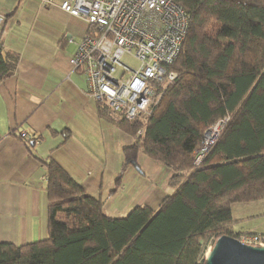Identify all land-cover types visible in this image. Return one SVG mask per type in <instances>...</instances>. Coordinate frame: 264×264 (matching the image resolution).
Wrapping results in <instances>:
<instances>
[{
	"label": "trees",
	"instance_id": "obj_1",
	"mask_svg": "<svg viewBox=\"0 0 264 264\" xmlns=\"http://www.w3.org/2000/svg\"><path fill=\"white\" fill-rule=\"evenodd\" d=\"M173 1L185 11L188 29L169 67L176 77L157 106L134 122L99 107L134 139L122 150L125 160L141 151L162 164L172 173V192L155 207L109 217L100 199L51 160L47 235L18 246L0 243V264H204L208 242L239 239L232 205L264 199V0ZM17 60L0 42V82L14 74ZM225 117L215 144L194 166L191 153L204 131Z\"/></svg>",
	"mask_w": 264,
	"mask_h": 264
},
{
	"label": "crops",
	"instance_id": "obj_2",
	"mask_svg": "<svg viewBox=\"0 0 264 264\" xmlns=\"http://www.w3.org/2000/svg\"><path fill=\"white\" fill-rule=\"evenodd\" d=\"M53 2L44 7L41 0H0L3 53L18 58L14 74L0 82V243L15 246L47 235L51 160L100 199L109 217L135 206L155 207L172 192L171 174L162 164L141 151L135 161L125 160L122 150L134 139L102 117L82 73L69 64L88 25L59 9L62 0ZM119 174L122 181L111 194ZM145 179L150 187L142 184ZM130 180L135 185L128 189Z\"/></svg>",
	"mask_w": 264,
	"mask_h": 264
},
{
	"label": "built area",
	"instance_id": "obj_3",
	"mask_svg": "<svg viewBox=\"0 0 264 264\" xmlns=\"http://www.w3.org/2000/svg\"><path fill=\"white\" fill-rule=\"evenodd\" d=\"M53 5V0H41V6ZM57 7L88 25L69 59L84 77L86 94L125 121L149 115L176 77L169 67L188 29L183 8L173 0H62ZM125 54L137 60V68L122 62ZM227 121L225 117L206 128L202 143L191 153L194 166L201 164ZM238 240L264 247V233H247Z\"/></svg>",
	"mask_w": 264,
	"mask_h": 264
},
{
	"label": "rangeland",
	"instance_id": "obj_4",
	"mask_svg": "<svg viewBox=\"0 0 264 264\" xmlns=\"http://www.w3.org/2000/svg\"><path fill=\"white\" fill-rule=\"evenodd\" d=\"M122 62L131 68H137L139 65L137 60L131 54L123 55ZM138 172L139 171L135 172L137 176L139 175ZM169 173L171 172L169 171ZM119 176L121 175L119 174ZM120 180L122 181V177ZM142 184L150 187L152 182L148 179H145L142 181ZM125 185L126 188L129 189L135 185V180H130ZM113 214L117 215L115 212ZM126 215L127 214H124L121 217H125ZM232 219L234 221L233 228L236 230L235 232L237 234H240L241 238L246 237L247 233H264V199L251 203L233 204ZM38 240L41 239L38 238ZM208 245L207 252L212 247L211 242H208ZM207 252L205 253V256L207 255Z\"/></svg>",
	"mask_w": 264,
	"mask_h": 264
},
{
	"label": "water",
	"instance_id": "obj_5",
	"mask_svg": "<svg viewBox=\"0 0 264 264\" xmlns=\"http://www.w3.org/2000/svg\"><path fill=\"white\" fill-rule=\"evenodd\" d=\"M204 264H264V247L220 236L205 256Z\"/></svg>",
	"mask_w": 264,
	"mask_h": 264
}]
</instances>
